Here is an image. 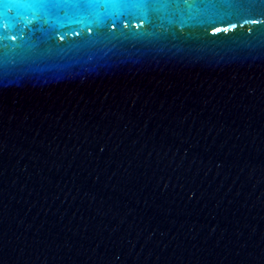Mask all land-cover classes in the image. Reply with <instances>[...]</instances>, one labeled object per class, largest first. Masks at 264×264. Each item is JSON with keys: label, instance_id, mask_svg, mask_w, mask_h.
<instances>
[{"label": "water", "instance_id": "95a60500", "mask_svg": "<svg viewBox=\"0 0 264 264\" xmlns=\"http://www.w3.org/2000/svg\"><path fill=\"white\" fill-rule=\"evenodd\" d=\"M0 264H264V0H0Z\"/></svg>", "mask_w": 264, "mask_h": 264}]
</instances>
